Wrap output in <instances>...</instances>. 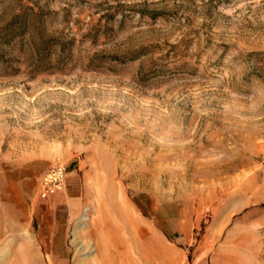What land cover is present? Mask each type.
<instances>
[{"label":"rangeland","instance_id":"obj_1","mask_svg":"<svg viewBox=\"0 0 264 264\" xmlns=\"http://www.w3.org/2000/svg\"><path fill=\"white\" fill-rule=\"evenodd\" d=\"M0 259L264 264V0H0Z\"/></svg>","mask_w":264,"mask_h":264},{"label":"built area","instance_id":"obj_2","mask_svg":"<svg viewBox=\"0 0 264 264\" xmlns=\"http://www.w3.org/2000/svg\"><path fill=\"white\" fill-rule=\"evenodd\" d=\"M67 176V167L63 163L53 164L41 181L40 197L48 199L63 190Z\"/></svg>","mask_w":264,"mask_h":264},{"label":"bare ground","instance_id":"obj_3","mask_svg":"<svg viewBox=\"0 0 264 264\" xmlns=\"http://www.w3.org/2000/svg\"><path fill=\"white\" fill-rule=\"evenodd\" d=\"M91 218H92V217H91ZM83 219H85V218L83 217ZM83 219H82V220H83ZM85 221H86V220H85ZM88 223H89V222H88ZM85 227H86V226H85ZM97 249H98V248H97ZM97 249H96V250H97ZM97 251H98V250H97ZM98 252H99V251H98Z\"/></svg>","mask_w":264,"mask_h":264},{"label":"crops","instance_id":"obj_4","mask_svg":"<svg viewBox=\"0 0 264 264\" xmlns=\"http://www.w3.org/2000/svg\"><path fill=\"white\" fill-rule=\"evenodd\" d=\"M27 233V232H26ZM2 261V259H0Z\"/></svg>","mask_w":264,"mask_h":264}]
</instances>
